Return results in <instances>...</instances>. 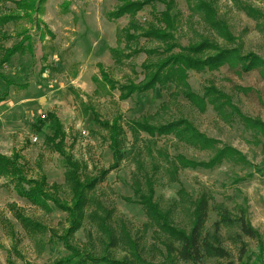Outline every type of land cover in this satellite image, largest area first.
Wrapping results in <instances>:
<instances>
[{
	"label": "rangeland",
	"instance_id": "374dc122",
	"mask_svg": "<svg viewBox=\"0 0 264 264\" xmlns=\"http://www.w3.org/2000/svg\"><path fill=\"white\" fill-rule=\"evenodd\" d=\"M63 1L46 0L43 12L34 15L41 22L42 32L43 26L53 32L52 38L45 35L40 40L34 23L26 20L9 22L1 27L8 38H0V45L10 47L17 43L20 40L17 33L27 29L34 41V53L15 55L7 65L0 67V71L14 83L8 88L7 97L0 102V153L8 156L14 149L20 150L27 164L28 177L45 174L49 184L61 186L59 197L68 199L64 162L45 142V137L51 133L48 113H55L61 122L67 151L86 166L85 173L92 175L108 168L112 158L107 133L93 121L88 109L95 110L102 120L107 121L120 115L126 133L123 160L98 183L94 197L112 211L111 223L118 237L124 234L135 242L137 251L147 262L168 263L162 245L163 235L140 205L126 200L133 194L131 177L135 172V159L139 151L144 155L140 144L148 139L142 133L139 142L133 141L128 122L149 115L158 123L186 119L207 137L218 140L220 145L234 147L250 163L258 166L264 163V137L257 136V139L254 131L237 118L223 119L209 103L200 110L183 95L175 93L171 85L155 87L121 100L118 87L143 78L141 64L160 58V44L141 36L134 41L126 39L121 29L128 26L129 16L109 20L108 13L122 0H68V9L61 5ZM174 1L180 17L176 35L180 45L210 38L221 47H236L241 54L253 53L264 60V0H213L218 16L227 22L234 36L233 43L213 35L209 25L188 8L185 0ZM243 5L259 11L261 17H250L242 9ZM13 9L11 1L0 0V15ZM162 11H165L163 4L154 1L137 12L134 20L144 27ZM116 47L121 51L119 62H115L116 57L110 51ZM98 64L117 82L116 89H108L99 81ZM188 83L199 95L213 86L230 98L241 114L264 122V69L258 67L241 72L239 66L229 68L224 65L216 71H189ZM5 89L4 81L0 80V94ZM42 114L46 117L41 118ZM38 119L44 120L40 131L34 127ZM35 137L36 141L33 140ZM158 145L166 147L171 154L180 153L195 161H206L209 156L208 151H198L170 136L158 139ZM156 180L154 199L164 209H171L175 225L185 229L190 227L188 203L178 196L180 187L192 199L201 193L209 198L205 232H213V223L220 220L221 212L231 219L230 224L222 225L219 230L220 244L229 256L226 259L204 257L198 264H225L228 261L264 264V176L252 167L225 161L212 170L183 169L178 173L179 182H171L163 172ZM11 203L58 235H62L67 226L65 213L59 210L45 213L31 206L0 178V264H50L67 255V250L56 237L52 240L46 235L38 242V237L27 235L12 217ZM3 218L9 219L14 226L22 258L10 250L12 240L2 224ZM241 218L259 233L261 241L240 231L238 219ZM119 241L116 248L107 249L102 234L87 219L73 235V244L80 249L93 251L97 256L110 254L118 259L129 249L122 238ZM175 263L193 264L177 259Z\"/></svg>",
	"mask_w": 264,
	"mask_h": 264
},
{
	"label": "trees",
	"instance_id": "16d2710c",
	"mask_svg": "<svg viewBox=\"0 0 264 264\" xmlns=\"http://www.w3.org/2000/svg\"><path fill=\"white\" fill-rule=\"evenodd\" d=\"M5 1H11L14 4V9L12 12L0 15L1 39L8 38L5 31H1V27L9 22L15 23L20 20L34 23L35 28L39 31L37 36L40 40H43L45 35H49L50 38L54 37L53 32L46 26H43L44 32H42L40 20L34 17V15L43 12V5L46 0ZM154 1L161 2L165 11L156 14L153 21L144 27L137 24L134 20L137 12ZM185 2L193 13L200 15L204 22L209 25L213 35L222 38L227 43L235 41L227 22L218 16L217 7L213 0H185ZM61 5L68 9L70 2L64 0ZM242 9L252 18L261 17V13L249 5H243ZM125 15L130 17L128 26L121 29L126 39L134 41L137 36H141L158 42L161 48V56L155 61L141 64L143 78L139 82L130 80L118 87L121 100H126L133 94L146 93L155 87L165 88L171 85L175 93L183 95L186 100L200 110H204L209 103L223 119L235 120L234 118H237L238 121L254 131V136L257 139L260 136L264 137V122L262 120L241 114L232 105L231 99L213 86L207 88L203 95H199L191 90L188 83L189 71H216L224 65H228L229 68L239 66L241 72H249L258 67L262 70L264 69L263 59L253 53L241 54L236 47H221L216 40L210 38L188 43L185 46L180 45L176 40L180 17L174 0H122L116 8L108 13V18L115 20ZM17 35L20 39L17 43L10 47L0 45V67L7 65L15 55L23 56L34 53V41L29 36L28 30L22 29ZM110 51L112 56L116 57L115 62H119L120 49L116 47ZM98 66L99 81L105 84L108 89H116L117 82L109 77L101 64ZM0 80L4 81L6 87L5 91L0 94V102H3L7 97L8 88L14 83L1 71ZM88 110L91 111L93 121L106 131L112 158L108 168L100 169L95 175L85 173L86 166L74 159L73 155L67 151L65 132L55 113L51 112L47 115L50 119L51 133L45 137V142L64 162V184L68 188V199L59 197L61 186L56 183L49 184L45 174H40L37 178L28 177L27 164L20 150L14 149L8 156L0 153V178L5 180V184L10 186L18 197L45 213H51L54 210L65 213L67 226L63 229L62 235L49 230L44 224L28 216L21 207L14 203L9 204L11 215L27 235L33 238L38 237V242H41L40 239L46 235L52 240H55L56 237L61 242L68 253L50 264H154L147 262L139 254L136 243L131 241L128 236L124 234L121 237L117 236L111 223L112 211L105 208L94 197L93 192L98 183L103 181L112 170L120 166L123 160L126 133L120 115L111 121H107L102 120L95 110L91 108ZM42 121L44 120H37V125L34 126L36 131H40ZM128 128L133 141L136 143L139 142L142 133L147 135L148 139L140 144V150L144 152V155L142 156L139 151L140 156L138 155V158L135 159V172L131 177L133 194L132 198H126V200L140 205L150 222L163 235L162 245L169 262H162L161 264H176L175 259L183 262L189 261L193 264L200 263L204 257L226 259L229 254L220 244L219 230L222 225L230 224L231 219L224 212H221L220 220L213 223V232H205L209 198L205 193H201L192 199L180 187L178 196L179 199L188 203L190 227L185 229L175 225L171 209H164L154 199L157 176L163 172L171 182H179L178 173L183 169L212 170L225 161L252 167L256 173L264 176V163L260 166L253 165L240 151L232 146L220 145L218 140L207 137L191 122L183 118L158 123L150 115L142 116L130 120ZM169 136L198 151H208V159L195 161L180 153H169L166 147L158 145V139ZM262 148L264 150V145ZM86 219L102 234L107 249L116 248L120 238H122L124 244L129 246L126 255L120 259L110 254L97 256L93 251L80 249L74 245L73 235ZM238 223L240 231L245 236L255 238L258 242L261 241L259 233L249 223L244 222L242 218L238 219ZM2 224L12 240L10 250L17 257L22 258L18 250L20 240L14 231V226L6 218H3ZM122 227L124 228V226ZM25 264L31 263L26 262ZM225 264L233 263L228 261Z\"/></svg>",
	"mask_w": 264,
	"mask_h": 264
},
{
	"label": "built area",
	"instance_id": "2783aa9c",
	"mask_svg": "<svg viewBox=\"0 0 264 264\" xmlns=\"http://www.w3.org/2000/svg\"><path fill=\"white\" fill-rule=\"evenodd\" d=\"M41 118H45V114H42V115H41ZM33 140L36 141L37 138L35 137Z\"/></svg>",
	"mask_w": 264,
	"mask_h": 264
}]
</instances>
